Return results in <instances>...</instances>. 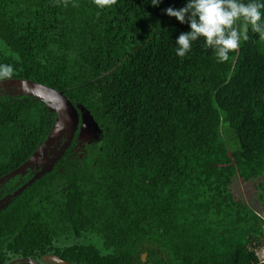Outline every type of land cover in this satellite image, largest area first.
<instances>
[{
	"label": "trees",
	"instance_id": "trees-1",
	"mask_svg": "<svg viewBox=\"0 0 264 264\" xmlns=\"http://www.w3.org/2000/svg\"><path fill=\"white\" fill-rule=\"evenodd\" d=\"M245 3L248 0H244ZM186 0H0V64L85 107L102 134H78L55 169L0 211V264H264V217L234 179H264V38L218 63L165 14ZM236 27L243 28L242 21ZM57 120L36 98L0 92V179ZM36 170L0 185V200ZM264 207V182L257 187ZM147 256L146 261L143 260Z\"/></svg>",
	"mask_w": 264,
	"mask_h": 264
},
{
	"label": "clouds",
	"instance_id": "clouds-1",
	"mask_svg": "<svg viewBox=\"0 0 264 264\" xmlns=\"http://www.w3.org/2000/svg\"><path fill=\"white\" fill-rule=\"evenodd\" d=\"M149 0H146L148 3ZM101 7L115 0H96ZM152 7H159L162 0H150ZM165 14L175 18L180 24H187L190 31L183 32L175 41V54L185 58L191 52L195 42L202 40L206 48L211 49L218 63L230 59V53L239 49L242 41L249 39L251 31L264 38V0H186L184 7H169ZM242 21L243 28L236 27ZM14 67L0 64V80L11 79Z\"/></svg>",
	"mask_w": 264,
	"mask_h": 264
},
{
	"label": "water",
	"instance_id": "water-1",
	"mask_svg": "<svg viewBox=\"0 0 264 264\" xmlns=\"http://www.w3.org/2000/svg\"><path fill=\"white\" fill-rule=\"evenodd\" d=\"M0 92L2 95L12 97L29 96L36 98L44 103L50 113L57 115L56 124L51 131L47 141L39 147L35 154L22 167L13 171L11 174L0 179V185L15 179L20 175H26L28 170H36L34 177L12 196L0 200V211L8 207L13 200L22 195L28 188L37 181L51 173L58 163L65 156L66 152L72 146L77 134L80 146L86 143L98 141L102 134L100 126L96 123L94 117L85 107L75 106L63 92H59L50 87L24 80H8L0 83ZM144 255L143 260L146 261ZM43 264L35 259H20L13 263L17 264ZM49 264H71L58 256H48L44 263Z\"/></svg>",
	"mask_w": 264,
	"mask_h": 264
},
{
	"label": "rangeland",
	"instance_id": "rangeland-1",
	"mask_svg": "<svg viewBox=\"0 0 264 264\" xmlns=\"http://www.w3.org/2000/svg\"><path fill=\"white\" fill-rule=\"evenodd\" d=\"M0 43L2 42L0 41ZM261 182H264L263 178L250 182L236 178L232 184V191L237 200L245 202L260 216L264 217V207L258 198L259 190L257 189ZM259 255L264 260V248L260 249Z\"/></svg>",
	"mask_w": 264,
	"mask_h": 264
},
{
	"label": "flooded vegetation",
	"instance_id": "flooded-vegetation-1",
	"mask_svg": "<svg viewBox=\"0 0 264 264\" xmlns=\"http://www.w3.org/2000/svg\"><path fill=\"white\" fill-rule=\"evenodd\" d=\"M45 258H47V257H44V259H45ZM44 259H43V261H40V262H42L43 264H49V263H46V262L44 263ZM17 260H20V259H17ZM15 261H16V260H15ZM13 262H14V261H13ZM13 262L10 263V264H14ZM17 264H20V263L18 262Z\"/></svg>",
	"mask_w": 264,
	"mask_h": 264
},
{
	"label": "snow or ice",
	"instance_id": "snow-or-ice-1",
	"mask_svg": "<svg viewBox=\"0 0 264 264\" xmlns=\"http://www.w3.org/2000/svg\"><path fill=\"white\" fill-rule=\"evenodd\" d=\"M103 2L107 3V2H108V0H103Z\"/></svg>",
	"mask_w": 264,
	"mask_h": 264
}]
</instances>
